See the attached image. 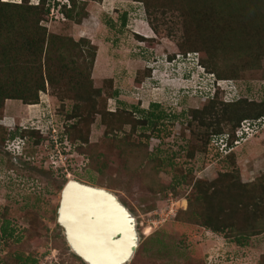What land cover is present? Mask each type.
Listing matches in <instances>:
<instances>
[{
  "label": "rangeland",
  "instance_id": "rangeland-1",
  "mask_svg": "<svg viewBox=\"0 0 264 264\" xmlns=\"http://www.w3.org/2000/svg\"><path fill=\"white\" fill-rule=\"evenodd\" d=\"M76 1L75 21L64 14L72 7L70 0L53 1L54 11L47 0L43 7L51 13L41 26L49 34L75 42L89 40L96 46L97 59L91 72L89 62L79 59L80 50L70 48L63 66H71L66 77L73 86L67 83L52 88L48 84L39 104L9 100L0 109V264H86L71 251L58 224L61 195L71 181L113 193L135 217L140 242L130 264H264V213L236 216L242 229L225 233L206 229L203 221L190 213L188 198L196 181H227L226 176L233 172L251 186L264 179V121L250 126L252 136L227 159L225 154H217L213 139L220 135H214V130L221 128V135L231 136L234 126L221 123L222 115H197L203 123L194 118L196 111H211L209 97L216 92L214 81L220 82L201 64L198 53L184 54L178 47L185 37L192 45L207 40L198 34V30L205 34L209 29L201 19L194 21L190 34L185 30L190 22H184L181 14L191 10L196 1ZM197 2L214 10L207 0ZM213 3L222 6L208 13L215 22V39L221 40L215 41L216 48H221L224 37L234 38L258 28L259 40H255L262 44L263 52L256 60H249L256 66L246 67L238 80L220 84L225 96L234 95L235 101L241 98L261 104L264 0ZM40 4L41 0H28V5ZM147 4L158 10L154 19L160 35L149 26ZM224 49L234 54L228 47ZM72 59L80 65L73 68ZM234 59L220 60V71L241 62ZM74 70L82 75L89 71L92 84L86 81L87 89L102 90L107 108L102 96L91 93L102 108L137 113V118L161 115L157 128L134 132L127 123L111 120V124L93 114L81 124L78 113H88L83 109L87 106L75 96ZM111 80L113 86L108 84ZM63 91L66 95L61 98ZM115 92L117 97H110ZM260 119L246 121L254 124ZM33 131L38 134L31 135ZM51 134L59 146L51 141ZM221 198L227 207L228 196Z\"/></svg>",
  "mask_w": 264,
  "mask_h": 264
},
{
  "label": "trees",
  "instance_id": "trees-1",
  "mask_svg": "<svg viewBox=\"0 0 264 264\" xmlns=\"http://www.w3.org/2000/svg\"><path fill=\"white\" fill-rule=\"evenodd\" d=\"M53 1L57 0H49L50 7L56 5L52 3ZM70 1L72 7L69 10H64V14L68 19L75 20L74 13L78 10V3L76 0ZM135 1L143 2V0ZM195 1L197 4L193 5L191 10L181 14L184 22L186 20L190 22V26L186 27L185 30L190 34L191 29L194 28V21L201 19L203 20L201 24H205L206 30L209 29L205 34L198 30V34L204 37V40H207L200 42L203 44L192 45L191 40L185 37L183 43L178 44L179 49L184 54L198 53L201 64L209 73L217 75L219 81L238 80L246 67L256 66L254 62H249V60H256L255 58L263 52V50L260 51L262 44L259 42L257 45L258 41L255 40L259 38L257 37L259 33L255 31L258 29L257 26L254 27L253 32H249L250 30L248 29V32L242 35L237 34V36H233L234 38L224 37L226 41L222 43L221 48H216L217 46L214 45L215 41L219 40L221 42V40L219 38L215 39L216 35L213 34L215 31L213 23L215 22L210 19L208 13H213L216 8H221L222 6L216 7L214 3L211 4L213 0H207L214 7V10L211 11L210 8L207 10V6L203 3L199 4L197 0ZM24 2L26 3L18 5L0 0V109H3L9 100L22 101L29 106L37 105L40 102V94L47 90L48 84L52 88H58L67 83L70 85L71 81L66 76L68 74L67 70H70L71 66H63L68 49L80 50L79 59L89 62L87 65L90 72L97 59V48L89 40L75 42L72 38H62L49 34L47 29L41 26V23L51 13L50 9H44L43 7L47 0H41L42 5L40 4L39 6L28 5V0H24ZM55 7H52V11L55 10ZM146 8L149 16V26L155 33L161 34L158 25L155 23L156 19H154L158 14V10H151L149 4L146 5ZM64 9H66V6ZM223 17L224 13L218 18V21L220 19L218 30L222 25ZM254 19L253 17L252 20ZM77 21V24L81 23V20L77 19ZM137 37L140 41L144 40L142 36L138 35ZM218 37H221V35L218 34ZM206 46L210 47V49ZM225 47H228L234 54L226 52L227 49H224ZM229 54L230 56H228ZM231 57H234L236 61L241 60V62L234 63L228 71H220L223 65L220 60H230ZM72 60L73 68L80 65V62L76 61V59ZM89 71L87 75H82L74 70L72 76L73 83H75L74 89L76 91L74 92L77 101L87 106L83 109L88 114L83 116L78 113V117H82L81 124L85 122V119L91 120L93 114V116L101 115L105 122L109 121L111 124V120L113 122L117 121V123H127L134 132L139 129H148L152 126L157 128L159 121L162 120L161 115L150 113L147 114L148 116L137 118V113H127L120 110L115 113L107 111V100L102 96V90L94 92L87 89L89 85L86 81L92 84ZM138 82L141 83L140 80ZM108 84L113 86V81H109ZM91 93L102 96L103 107L106 108H102L98 104L100 102L99 100L97 101L98 97H92ZM111 94L112 96L110 97H117L118 95L117 92ZM64 95H66L65 91L62 92L61 98ZM224 95L225 92L218 88L216 96L209 100L211 111H206V113L205 110L203 112L196 111L194 118L200 119L201 123H203L202 118H206V114L211 117L212 115H222L223 120L221 123L226 122L234 126L230 141V146H232L237 139L236 132L243 122L248 119L264 118V101L261 104H257L256 102L240 98L236 102L227 103ZM89 105L91 106L89 107ZM102 109L104 110L102 111ZM197 115H201L202 118H198ZM108 129L114 131L109 125ZM223 133L221 128L214 130V135ZM30 134L35 135L38 132L33 131ZM86 141L88 140L86 139ZM211 141L212 138L209 142L210 147L212 146ZM217 154L221 156L219 151H217ZM232 155L227 156V159H230ZM226 177H228L227 181L224 178L222 181L219 180L212 183L203 180L196 181L194 192L188 198L191 215L201 219L203 227L216 233L240 231L242 225L236 221V216L238 215L247 218L264 213V179L251 186L243 184L235 172ZM222 189L226 190L223 194L220 192ZM223 196H228L226 200L230 201L227 207H223L225 202L221 198ZM243 225L246 226L248 224L245 223ZM78 259L81 260L80 258Z\"/></svg>",
  "mask_w": 264,
  "mask_h": 264
},
{
  "label": "water",
  "instance_id": "water-1",
  "mask_svg": "<svg viewBox=\"0 0 264 264\" xmlns=\"http://www.w3.org/2000/svg\"><path fill=\"white\" fill-rule=\"evenodd\" d=\"M73 192H81L91 197L101 198L107 204L106 207L111 206L118 214V220L114 224L115 228H113L109 236L105 235V240L102 242L103 249L108 251L107 255H104L100 248L97 250V248L93 249V246H89L88 244L91 243L90 239H88L87 243H84L74 236L67 219L69 197H71ZM92 206H95V204H92ZM96 220V215H87V221L90 224L95 223ZM58 224L64 230V235L71 251L86 264H130L139 247L140 237L135 217L113 193L105 189L91 187L76 181L69 182L61 195ZM114 248L115 252L110 254L109 252L113 251Z\"/></svg>",
  "mask_w": 264,
  "mask_h": 264
},
{
  "label": "bare ground",
  "instance_id": "bare-ground-1",
  "mask_svg": "<svg viewBox=\"0 0 264 264\" xmlns=\"http://www.w3.org/2000/svg\"><path fill=\"white\" fill-rule=\"evenodd\" d=\"M92 204H95V206H92ZM106 206L107 204L101 198L91 197L81 192H73L71 197H69V206L67 208L69 209L67 219L74 236L84 243H87L88 239H90L91 243L88 245L93 246V249L97 248V250L100 248L104 255H107L108 251L103 249L102 242L105 240V235L109 236L113 231V228H115L114 224L119 217L111 206ZM89 214L97 216L95 223L90 224L87 221V215ZM111 252H115V248L109 253L111 254Z\"/></svg>",
  "mask_w": 264,
  "mask_h": 264
},
{
  "label": "built area",
  "instance_id": "built-area-1",
  "mask_svg": "<svg viewBox=\"0 0 264 264\" xmlns=\"http://www.w3.org/2000/svg\"><path fill=\"white\" fill-rule=\"evenodd\" d=\"M226 101H234V96L229 95L226 96ZM261 121H264L263 119L258 120L257 122H250L246 121V123L242 124V126L237 130L236 136L237 139L235 140L234 144L230 146L231 136L229 134L227 135H220L215 136L213 139V144L215 145L217 151H219L221 154H225L226 156H229L232 151L235 149V147L242 145L243 142L248 141V139L252 136L251 132L252 129L250 128L251 125H255ZM52 142L59 146V141L55 135L51 134Z\"/></svg>",
  "mask_w": 264,
  "mask_h": 264
},
{
  "label": "clouds",
  "instance_id": "clouds-1",
  "mask_svg": "<svg viewBox=\"0 0 264 264\" xmlns=\"http://www.w3.org/2000/svg\"><path fill=\"white\" fill-rule=\"evenodd\" d=\"M185 58V57H184ZM200 64V63H199ZM220 82H226V81H220ZM220 82H217L216 80L214 81V85H216V92H215V94L214 95H211L210 97H209V99H213L215 96H216V93H217V91H218V88H219V86L221 87L220 89L222 90V86H221V84H220ZM217 84L219 85V86H217ZM223 91V90H222ZM225 91V90H224ZM235 91H233V93H234ZM225 93H226V91H225ZM226 96H229V95H226ZM226 96L224 95V99H225V101L227 100L226 99ZM234 96V95H233ZM236 98H237V95H236ZM239 100V99H238ZM237 101V100H236ZM235 101V96H234V101H226L227 103H232V102H236Z\"/></svg>",
  "mask_w": 264,
  "mask_h": 264
}]
</instances>
